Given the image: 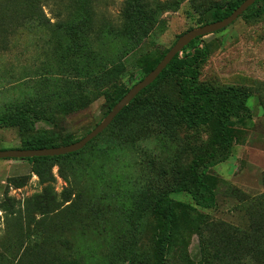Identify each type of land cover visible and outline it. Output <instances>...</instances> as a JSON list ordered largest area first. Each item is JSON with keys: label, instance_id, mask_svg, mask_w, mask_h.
Returning <instances> with one entry per match:
<instances>
[{"label": "rangeland", "instance_id": "374dc122", "mask_svg": "<svg viewBox=\"0 0 264 264\" xmlns=\"http://www.w3.org/2000/svg\"><path fill=\"white\" fill-rule=\"evenodd\" d=\"M233 1L0 0V117L42 99L47 117L0 127V149L79 139L210 6ZM199 44L197 84L247 94L230 134L180 122L178 81L164 73L76 153L0 159V264H264V0ZM198 175L213 178V208L187 192ZM164 193L174 224L158 253Z\"/></svg>", "mask_w": 264, "mask_h": 264}, {"label": "trees", "instance_id": "16d2710c", "mask_svg": "<svg viewBox=\"0 0 264 264\" xmlns=\"http://www.w3.org/2000/svg\"><path fill=\"white\" fill-rule=\"evenodd\" d=\"M26 1L28 3L32 1L36 2V0ZM142 1L147 2V0ZM242 1L243 0H235L231 2L224 10H220L216 6H210L206 10V20L202 24L219 20L229 15L232 10L236 8ZM258 1L259 0H256L246 10H248ZM30 7L31 13L38 12V7H36L34 4ZM135 17L137 18L138 24H140V33L136 34V37L141 39L149 33L147 30L143 29L148 26V21H146V18H143L140 14ZM153 24L154 22H152L150 25L153 26ZM201 37L202 36L195 37L187 45H185L180 52L176 53L166 65V67L154 79V81L140 90L135 97H137L143 90L151 87L157 81V79L163 76L164 73H171L177 78L178 93L181 97V102L175 109V115L180 120V122L188 127L208 124L212 127L213 133H217L221 137L226 138V136L230 134L229 132H231L228 119L230 116L236 114L240 104L247 97V94L243 91L233 88L216 91L212 90L211 88L200 87L197 84L196 80L198 76V66L204 62L207 57V50L205 46L203 44H199L201 42ZM189 47H192L193 51L186 52ZM168 49L160 53L152 69L162 59ZM127 91L123 93L120 92L115 97H112V99H109L110 107H112ZM135 97L133 99H135ZM84 100H88L87 96H85ZM43 103L44 101L42 99L14 106L12 109L13 113H9L7 116L0 117V127L12 125L24 126L31 124V122H34L35 120L47 118L44 114L43 108L40 107ZM126 106H124L120 112H122ZM63 108L66 110V112L72 110L68 108L67 105H63ZM74 141L65 140L62 144L65 145ZM52 146H59V144L45 142L41 139H30L25 142L24 146L19 148H41ZM76 152L77 151L66 154H73ZM66 154L27 157L26 159L35 160L59 158ZM206 179L207 180L205 181L198 175L196 178L197 185L192 191L187 192L191 193L193 198H201L197 199V203L203 208H213L215 206L213 191L211 189L213 178L209 175L206 176ZM181 190L184 189L178 187L172 191L177 192ZM31 200L32 198L29 199L30 202ZM35 204L41 213H45L48 212L50 201L48 199H45V201L37 200ZM172 208V199H170L167 193H164L162 196H160L154 205V217L156 221L155 247L158 253H163L170 241L169 231L172 229L174 224Z\"/></svg>", "mask_w": 264, "mask_h": 264}, {"label": "water", "instance_id": "95a60500", "mask_svg": "<svg viewBox=\"0 0 264 264\" xmlns=\"http://www.w3.org/2000/svg\"><path fill=\"white\" fill-rule=\"evenodd\" d=\"M256 0H243L232 12L223 17L222 19L211 21L202 24L198 27L189 29L182 33L175 42L169 47L168 51L164 54L162 59L151 69L142 79L134 83L128 91L111 107L102 120L95 125L91 130L85 133L82 137L74 142L41 148H8L0 149V159L3 158H27L35 156H54L63 155L66 153L80 150L84 147L92 138L98 135L103 129H105L112 119L126 106L137 93L149 85L159 75V73L166 67L173 56L180 52L182 48L187 45L192 39L198 36H204L214 31L220 30L229 25L234 19H236L242 12H244L250 5Z\"/></svg>", "mask_w": 264, "mask_h": 264}]
</instances>
